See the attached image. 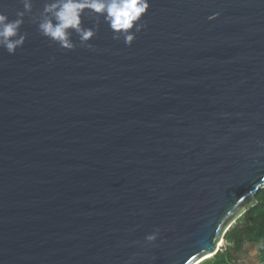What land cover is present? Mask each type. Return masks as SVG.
<instances>
[{
  "label": "water",
  "instance_id": "water-1",
  "mask_svg": "<svg viewBox=\"0 0 264 264\" xmlns=\"http://www.w3.org/2000/svg\"><path fill=\"white\" fill-rule=\"evenodd\" d=\"M97 23L0 49V264H202L264 189V0H149L130 47Z\"/></svg>",
  "mask_w": 264,
  "mask_h": 264
},
{
  "label": "clouds",
  "instance_id": "clouds-1",
  "mask_svg": "<svg viewBox=\"0 0 264 264\" xmlns=\"http://www.w3.org/2000/svg\"><path fill=\"white\" fill-rule=\"evenodd\" d=\"M23 11L16 12V18L0 11V49L9 55H15L26 43L28 33L21 32L24 18L29 16L31 22L38 26L41 36L51 44L65 51H73L77 46L92 49L90 43L99 30L98 23L85 27L83 17L86 12L93 15L98 22L103 20L113 33L114 40L123 37L125 46L130 47L145 25L142 18L149 9V0H44L42 11L33 14V0H19ZM74 35L78 38L74 40ZM159 229L146 236V242L153 244Z\"/></svg>",
  "mask_w": 264,
  "mask_h": 264
},
{
  "label": "trees",
  "instance_id": "trees-1",
  "mask_svg": "<svg viewBox=\"0 0 264 264\" xmlns=\"http://www.w3.org/2000/svg\"><path fill=\"white\" fill-rule=\"evenodd\" d=\"M256 200V206L246 212L225 236L233 247L229 245L226 252H218L202 264H234L232 253H238L245 245L256 246L259 264H264V189L258 192Z\"/></svg>",
  "mask_w": 264,
  "mask_h": 264
},
{
  "label": "crops",
  "instance_id": "crops-1",
  "mask_svg": "<svg viewBox=\"0 0 264 264\" xmlns=\"http://www.w3.org/2000/svg\"><path fill=\"white\" fill-rule=\"evenodd\" d=\"M233 253L235 254L236 252H233ZM236 255H237V257H236ZM236 255H235V257L233 256L234 259H235L234 264H249L250 260H252L254 258H255V260L259 259L258 249L254 245H245V246H243L240 249V251L238 253H236Z\"/></svg>",
  "mask_w": 264,
  "mask_h": 264
},
{
  "label": "rangeland",
  "instance_id": "rangeland-1",
  "mask_svg": "<svg viewBox=\"0 0 264 264\" xmlns=\"http://www.w3.org/2000/svg\"><path fill=\"white\" fill-rule=\"evenodd\" d=\"M229 245H231L233 247V244H231L229 241H227L226 239H224V242L222 243V246H221V248H222L221 249V252H226L227 251V248L229 247ZM233 255L235 257L236 253L235 254L233 253ZM236 257H237V255H236ZM249 262H248L249 264H259L260 263V260L259 259H256L255 260V258H254V259L250 260Z\"/></svg>",
  "mask_w": 264,
  "mask_h": 264
},
{
  "label": "bare ground",
  "instance_id": "bare-ground-1",
  "mask_svg": "<svg viewBox=\"0 0 264 264\" xmlns=\"http://www.w3.org/2000/svg\"><path fill=\"white\" fill-rule=\"evenodd\" d=\"M223 242H224V241L221 242L220 247L222 246V243H223ZM210 259H211V256L206 258V260H210Z\"/></svg>",
  "mask_w": 264,
  "mask_h": 264
}]
</instances>
